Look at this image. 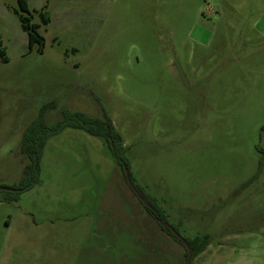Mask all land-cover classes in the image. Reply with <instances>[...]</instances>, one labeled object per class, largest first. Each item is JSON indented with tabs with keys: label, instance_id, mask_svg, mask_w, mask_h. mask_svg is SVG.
Here are the masks:
<instances>
[{
	"label": "rangeland",
	"instance_id": "374dc122",
	"mask_svg": "<svg viewBox=\"0 0 264 264\" xmlns=\"http://www.w3.org/2000/svg\"><path fill=\"white\" fill-rule=\"evenodd\" d=\"M27 3L43 53L18 0H0V187L20 186L43 107L47 127L105 110L133 185L184 239L208 237L190 264H264V0ZM39 170L32 189L0 191V264L188 263L104 138L67 128Z\"/></svg>",
	"mask_w": 264,
	"mask_h": 264
},
{
	"label": "trees",
	"instance_id": "16d2710c",
	"mask_svg": "<svg viewBox=\"0 0 264 264\" xmlns=\"http://www.w3.org/2000/svg\"><path fill=\"white\" fill-rule=\"evenodd\" d=\"M20 10L16 12L19 15L22 29L28 35V45L30 51H33L36 46L39 53L44 52L45 42L44 37L39 33L41 28L40 24L32 22V15L29 10L27 0H18ZM40 16L42 17V23L48 25L50 23V17L48 12H41ZM0 55L4 58V61L7 62L6 51L2 49V42L0 41ZM51 105L45 106L42 108L39 117L32 122L29 127L25 130V133L22 138L21 152L25 155L30 161L31 164L26 166L23 172L21 187L25 188V191L32 189L34 185L39 183V164L43 156L44 148L46 143L52 137L60 134L65 129H75L82 130L87 134L104 138L108 143V148L112 153L117 165L124 171L129 170V161L126 158L125 154L128 148L123 146L122 138L119 132L115 129L112 119L104 110L103 118H91L83 113L70 112L67 109L62 111V119L58 121L54 126L47 127L44 124V113ZM262 157L260 158L258 171H263L264 167V151L258 150ZM261 173V172H260ZM258 175L255 176V178ZM128 183V182H127ZM250 182L245 183L242 188H245ZM135 187V186H134ZM18 188V187H16ZM141 196L153 207L155 210H150L145 207L149 215L159 224L161 230L171 236L175 241L182 244L176 236L163 224H168V220L165 214L157 207L156 201L149 198L141 189L135 187ZM171 226V225H170ZM175 231L178 232L177 228L171 226ZM193 250L192 260L201 255L208 246V237L205 236L203 239H185ZM183 245V244H182ZM187 250V248H186ZM187 258L189 257V252H186Z\"/></svg>",
	"mask_w": 264,
	"mask_h": 264
},
{
	"label": "water",
	"instance_id": "95a60500",
	"mask_svg": "<svg viewBox=\"0 0 264 264\" xmlns=\"http://www.w3.org/2000/svg\"><path fill=\"white\" fill-rule=\"evenodd\" d=\"M125 178H126V181L129 184V186L133 189V191L135 192L136 196L144 204V206H146L147 208L152 209V207L150 206V204L134 188V185H133V183L131 181L130 173H129L128 170L125 171ZM0 191H15V190L9 189V188H6V187H0ZM163 226H165L166 228H168L174 234V236H176L177 239L187 248V250L189 252V257H188V263L187 264H190L191 261H192L193 250H192L191 246L189 245V243L177 231H175L170 225L163 224Z\"/></svg>",
	"mask_w": 264,
	"mask_h": 264
},
{
	"label": "flooded vegetation",
	"instance_id": "af4514ba",
	"mask_svg": "<svg viewBox=\"0 0 264 264\" xmlns=\"http://www.w3.org/2000/svg\"><path fill=\"white\" fill-rule=\"evenodd\" d=\"M22 182V181H21ZM21 184V183H20ZM35 186V185H34ZM135 188V187H134ZM136 189V188H135ZM30 190V189H29ZM133 190V189H132ZM137 190V189H136ZM23 191H25V188H23V187H21V186H19L18 188H15V192H17V193H20V192H23ZM138 191V190H137ZM134 192V191H133ZM135 193V192H134ZM138 198V197H137ZM140 201V200H139ZM141 202V201H140ZM142 203V202H141ZM143 204V203H142ZM144 205V204H143ZM151 206V205H150ZM146 207V206H145ZM152 207V206H151ZM147 208V207H146ZM148 209H150V208H148ZM150 210H154L153 209V207H152V209H150ZM155 211V210H154Z\"/></svg>",
	"mask_w": 264,
	"mask_h": 264
}]
</instances>
